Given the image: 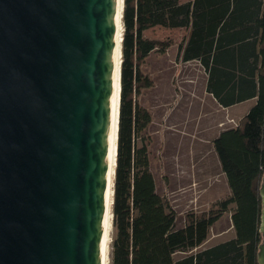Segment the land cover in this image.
<instances>
[{
	"label": "water",
	"instance_id": "obj_1",
	"mask_svg": "<svg viewBox=\"0 0 264 264\" xmlns=\"http://www.w3.org/2000/svg\"><path fill=\"white\" fill-rule=\"evenodd\" d=\"M116 5L0 0V264H101Z\"/></svg>",
	"mask_w": 264,
	"mask_h": 264
},
{
	"label": "trees",
	"instance_id": "obj_2",
	"mask_svg": "<svg viewBox=\"0 0 264 264\" xmlns=\"http://www.w3.org/2000/svg\"><path fill=\"white\" fill-rule=\"evenodd\" d=\"M119 104L112 173L108 264H258L264 176V0H123ZM154 26L185 28L183 61L206 71L205 88L223 106L255 99L212 144L230 194L218 209L175 227V212L150 171L151 113L137 101L151 80L140 65L167 42L144 36ZM229 204L234 207L229 210ZM230 211L234 237L201 249L211 225ZM195 249V250H194ZM176 251L186 252L173 257Z\"/></svg>",
	"mask_w": 264,
	"mask_h": 264
},
{
	"label": "rangeland",
	"instance_id": "obj_3",
	"mask_svg": "<svg viewBox=\"0 0 264 264\" xmlns=\"http://www.w3.org/2000/svg\"><path fill=\"white\" fill-rule=\"evenodd\" d=\"M143 34L168 43L151 51L140 65L151 85L140 90L137 101L151 113L146 130L150 138V171L156 191L175 212V227L178 228L190 217L217 211V202L230 194L213 144L202 138L194 150L191 149L193 141L203 134L208 136L204 130L208 123L212 129L210 137L235 126L255 99L229 108L217 104L206 91L207 74L202 65L197 60L183 61L178 55V45L186 36L185 28L154 26ZM204 156L210 165H203ZM233 207L229 204V210ZM229 210L211 225L206 240L196 249L234 237ZM111 227L110 219L107 244ZM185 253L176 251L173 257L177 259ZM108 262L107 257L106 264Z\"/></svg>",
	"mask_w": 264,
	"mask_h": 264
},
{
	"label": "bare ground",
	"instance_id": "obj_4",
	"mask_svg": "<svg viewBox=\"0 0 264 264\" xmlns=\"http://www.w3.org/2000/svg\"><path fill=\"white\" fill-rule=\"evenodd\" d=\"M121 9L122 0H117L115 10L116 31L114 37L113 49V69H112V88L110 96V114H109V128H108V149H107V178L105 188V208L102 222V239H101V264H106L107 256V242L109 236V223L111 219V203H112V173L115 161L116 149V131L118 119V104H119V71H120V39H121Z\"/></svg>",
	"mask_w": 264,
	"mask_h": 264
},
{
	"label": "crops",
	"instance_id": "obj_5",
	"mask_svg": "<svg viewBox=\"0 0 264 264\" xmlns=\"http://www.w3.org/2000/svg\"><path fill=\"white\" fill-rule=\"evenodd\" d=\"M183 1H185V0H183ZM210 94V93H209ZM211 95V94H210ZM212 96V95H211ZM212 98H213V96H212ZM214 99V98H213ZM215 100V99H214ZM248 100H250V99H248ZM252 100H253V98H252ZM216 101V100H215ZM245 101H247V100H245ZM245 101H242V102H239V103H236V104H233V105H231V106H227V107H223V106H221V105H219L218 103V105L219 106H221L222 108H229V107H232V106H235V105H238V104H241V103H243V102H245ZM249 108V107H248ZM248 108H246L245 110H244V112H243V114H245L246 113V111L248 110ZM204 130H206L207 131V133H208V136H206L205 134H203V136H201V137H199L200 139L199 140H195V141H193V148H191V149H194L195 150V144H197L198 142L200 143L201 142V140H202V138H203V140H206V141H209L210 143H212V140H213V138L214 137H216L217 135H218V133L219 132H217V133H215L214 134V136H212V137H210L211 135V131L210 130H212L211 129V124L210 123H208L207 124V126L205 125L204 126ZM209 146V145H208ZM205 148V147H204ZM204 148L202 149V150H204ZM199 152H201V151H199ZM204 152V151H203ZM202 153V152H201ZM200 153V154H201ZM204 154V153H203ZM189 156H190V153L188 154ZM204 158H205V156H204ZM209 160L207 159V158H205L204 159V161H203V165H210L209 164Z\"/></svg>",
	"mask_w": 264,
	"mask_h": 264
}]
</instances>
